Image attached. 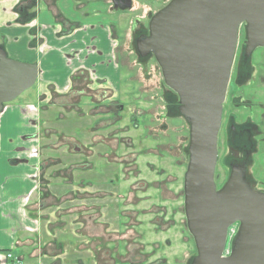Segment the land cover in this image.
<instances>
[{
  "label": "flooded vegetation",
  "instance_id": "af4514ba",
  "mask_svg": "<svg viewBox=\"0 0 264 264\" xmlns=\"http://www.w3.org/2000/svg\"><path fill=\"white\" fill-rule=\"evenodd\" d=\"M149 19L150 17L146 24L147 29ZM136 30L137 33L134 41L135 48L137 40L148 33V30L142 28H137ZM253 38L259 42L254 43L251 49H247L246 23L242 22L238 28L237 43L230 69V77L222 104L221 123L217 138V161L214 171L216 190L220 189L226 182L232 166L238 165L252 168V170L250 169L251 172L248 174H246L247 171L245 170L244 179L256 192L264 193V179L259 178L254 171L258 163H264V150L260 151V147H264V27L257 31L255 30ZM148 56H141V58L143 59ZM89 83L90 79L88 77L84 75L76 76V81H73L66 96H64L60 102H53L54 98L60 96L51 92L50 95L45 97L46 101L43 105L38 104L37 121L38 118L42 116L41 122L38 121V128H40V126L43 127L44 123L49 121L53 123L62 120L56 116V111L61 109L59 105L76 107V109H70V112L73 111L72 115L76 114V142L82 141V143H86L85 145H87V149L81 148L77 144L73 145V150L76 152V161L61 160L63 157L62 152L57 153V155L53 154L54 156H47L49 151L54 153V150H49L48 148L51 139L53 140L56 137L54 133L49 134L43 129V131L40 132V136L37 138L34 136L35 134H33V136H23L24 140L36 138L38 143L40 142L38 145L40 147L38 149V155L41 159L42 174V179H40L42 180L41 208L47 210L56 202L54 191L59 185L68 188L71 191L68 195L72 196L71 198L61 199L58 201L60 204L73 202V200H76V193H79L84 186H91V190H88V192L84 190L85 193L79 194V196H88V199L91 201L90 204L87 205L88 209L91 211L89 214L91 226L88 236L82 235L80 231L77 233V229L75 230V228L72 229L65 225L67 222H65L64 216L70 217L72 214L76 215L75 210L68 209L64 210L66 212L62 211L59 215H56L62 222H56V220L54 222L55 224L49 222V229L46 230L47 232L45 235L47 237L49 236L50 240H56V238H58L57 236H64L61 237L63 239L69 238L72 234L76 238L81 237V239H89L93 249L92 254L94 256H92V258L94 262L100 261L95 254H98L99 251L104 248V254L109 256L110 261L113 262V264H118L121 259V254H125L126 244L129 242L126 243V238H122V236L113 239L112 234L107 233V242L104 243L103 231H106V229H110L111 232L114 233L120 231L116 234L122 235L124 229L129 228L131 232H129L126 237H128L132 243L130 252H132V250L136 252V254L133 255V260L138 264H162L164 263L163 259L156 257V261L153 260L154 262L151 261V263L147 258L148 256L143 258L141 253L145 252L146 255H155L159 251L160 245L162 246L163 242H154V235H156V233H158L157 235L161 232L166 234L164 244L169 247L172 244L170 238L172 230L169 231V229L174 228V231H178L179 234V237H177L178 243L184 245V248L188 247L192 253L194 247L196 253V245L193 236L187 227L184 205V173L188 163L187 146L189 142V125L186 123L188 127V139L187 145L183 148V152L185 156H187V163L183 171L181 170V177H176L181 183V190L179 191L178 198L182 200L180 204L184 214V221L180 220L177 226L176 218H173V214H169L167 217L168 225H166V221L162 222L159 216L153 217L154 225H152V222L144 217L145 211L144 208H141L140 203H143V201L152 202L153 200L151 198H161L162 194L160 193L158 181L161 177H175L176 175L173 176L169 174V172L173 174H175V172L163 169V167H160L157 163L154 164L148 161L146 164L149 166L148 173L154 177V181L147 180L143 176L128 181V174L134 177L136 175L135 173L139 170L138 163L136 162L138 155L146 154V152L140 151V153L132 150L123 154V145L119 142L117 143V149L111 150V145L108 144L107 146L104 139L101 141V135L98 133V135H96L97 131L104 132V138L108 135H112L113 129L117 128L122 123L125 106L123 103L119 102L115 96H110L111 94L106 93L104 90L99 92V99L94 98L90 90L91 87L88 85ZM84 106L87 108H84ZM172 106H174V103L170 104L169 109H171ZM89 109L93 111L92 114ZM80 115L88 120V124L82 123ZM114 124L116 126H114ZM152 128H154V126H152ZM84 135H88V137L85 140H81L79 137ZM90 135L93 136V139L89 137ZM150 136H153V138H150ZM150 136L149 138L155 141L156 144L159 136L153 133H151ZM223 141L225 142V153L222 154L220 144L223 145ZM65 142L66 144L72 143L71 140ZM16 149L19 150L18 146ZM158 154L159 152L157 150L155 155L158 156ZM147 155H149V153H147ZM80 158L81 160H79ZM12 161H15V159ZM224 162L228 165V170L222 180L220 168ZM70 163L72 165L71 168H69ZM66 164H68V166L65 167ZM72 171H77L78 173L76 174H78V177L75 176ZM150 189L152 190V194L146 197H139V193L146 192ZM43 201L45 202L43 203ZM79 212L80 209L77 210V213ZM51 216L52 218H50V220H53L54 218L51 213H49L46 218L48 219ZM109 218H112V220L108 223L107 221ZM48 221L49 220L45 221L46 227ZM163 223H165V227L161 228L160 226L163 225ZM76 225H80V223L77 222L73 226L76 227ZM233 225H235L236 233L239 227L238 221L231 224L228 227V231ZM147 233L149 236H153V238H147L145 241V234ZM232 235H234V233ZM133 240L135 241L133 242ZM226 243L224 251L226 250V255H228L231 252L232 245L229 243L226 249ZM53 246L58 248L55 244H53ZM193 255L190 256L189 264H191Z\"/></svg>",
  "mask_w": 264,
  "mask_h": 264
},
{
  "label": "water",
  "instance_id": "95a60500",
  "mask_svg": "<svg viewBox=\"0 0 264 264\" xmlns=\"http://www.w3.org/2000/svg\"><path fill=\"white\" fill-rule=\"evenodd\" d=\"M129 9L131 0H112ZM245 22L247 49L264 27V0H169L149 19L137 40L141 56L152 55L165 85L178 96V112L189 125L184 205L196 245L191 264H264V193L234 165L216 190L217 138L239 25ZM261 43V42H260ZM38 66L7 56L0 46V112L32 87ZM239 222L231 252L224 254L228 227Z\"/></svg>",
  "mask_w": 264,
  "mask_h": 264
},
{
  "label": "rangeland",
  "instance_id": "374dc122",
  "mask_svg": "<svg viewBox=\"0 0 264 264\" xmlns=\"http://www.w3.org/2000/svg\"><path fill=\"white\" fill-rule=\"evenodd\" d=\"M168 1L169 0H137V6L135 5V8L131 11H120L119 14H123L120 18L121 25L126 26V31L121 34L122 41L120 42L125 52L122 65L127 66V69L123 68L122 72L119 73V82L117 87H110L104 82H93V80H90L88 85L91 87L90 90L94 98L99 99V92L104 90L106 93H110V96H115L119 102L123 103L125 106V111L123 112V118L121 121L122 123L117 128L113 129V136L108 135L104 138V132H96V135H101V141L104 139L107 146L110 144L111 150L117 149V143H121V145H123V154L132 150L137 152H146V154L138 155L136 162L138 163L139 170L135 173L136 175L134 177H131L128 174V181H132L140 176H143L147 180L154 181V177L148 173L149 166L146 165L148 161L154 164L157 163L160 167H163V169L175 172V174L169 172V174H172L173 176L176 175L175 177H161L158 181L160 185V193L162 194L161 198H151L153 200L152 202L143 201V203H140V206L141 208H144V217L149 219V221L152 222V225H154L153 217L159 216L162 222H167L169 214H173V218H176V224L178 226V222L180 220L184 221V214L180 204L182 200L181 198H178L179 191L181 190V183L176 177H181V170L183 171L187 163V156H185L183 148L187 145L188 123L178 112V96L174 91L165 85L160 67L154 57L149 55L148 57L142 59L134 44L137 33L136 29L142 28L147 30L146 24L148 18ZM89 5H94L95 9H98L102 12V14H105V10L101 8V3L97 0L89 3ZM114 8L118 9L115 6ZM130 9L131 8H129V10ZM131 19L134 20V23L130 28H127V23H130ZM34 90L35 84L12 101L13 104L18 105L19 103L25 102L37 103L34 98H29ZM66 94L67 93L58 98H54L53 102H60ZM173 103L174 106L169 109L170 104ZM59 106L61 109L56 111V116L62 120L53 123L49 121L44 123L43 127L40 126V128H38L39 122L42 120V116H40L38 118L39 122L37 121L35 124L36 126L32 127V130H35L34 136L36 138L40 136V132H42L43 129H45L49 134H56L55 139H53L54 141L51 139L48 147L49 150H54V153L49 151L47 156H54L57 155V153L62 152L63 157L61 160L76 161V152L73 150V145L77 144L81 148L87 149V145H85L86 143H82V141L76 142V114L72 115L73 111L70 112L71 108L76 109V107ZM84 108L87 107L84 106ZM89 110L92 114L93 111L91 109ZM84 118L85 117L81 116L80 120L82 123L88 124V120ZM114 126L116 125L114 124ZM152 126H154V128H152ZM151 133L159 136L156 144L155 141L150 139L153 138V136H150ZM87 137L88 135H84L79 138L81 140H85ZM89 137L93 139L92 135ZM36 138L32 140L27 139L26 141L18 144L19 150H23L22 154H25L26 156V161L24 163H27V166L31 167L33 170L32 187L28 189L24 188V191L10 192L12 195L3 197L2 200L0 199V206L3 208L2 210L4 211V207H6L7 203H9V214H14L17 217L13 218V222L11 221V224L2 222L1 225L5 226V228H7L6 231L8 232H2L1 240L7 241V239L10 238L9 233H12V231L17 227L22 228L21 230L15 232V237L18 232L20 233V237L18 238L20 241L16 239L13 246V248L16 247V251L14 250L13 253L11 250V253L9 250L7 251V249L0 250V264H41L42 262H47L46 264H105L104 262L113 264V262L110 261L109 256L104 254V248L101 249L98 254H95L98 256L100 261L94 262L92 258L94 255L92 254L93 249L91 247V242L86 238H76L72 234L69 237V241L65 245V248L60 250L54 247L53 244L51 245L46 242V239H49V236L47 238L45 235L47 232L46 230L49 229V222L52 224H55V220L56 222H62V220L57 218L58 216L56 215H59L62 211L66 212L64 210L67 209L73 211L75 210L76 215L78 216L75 214H72L70 217L64 216V219L66 220L65 222H67L65 225L72 229H77V233L80 231L82 235L88 236L91 226V220L89 218L91 211L88 209L87 205H89L91 201L88 199V196H79V194L85 193L84 190H87L88 192V190H91V186H84L79 193H76V200H73V202L60 204L58 201L65 198H71L72 196L68 195L71 192L68 188L59 185L54 191L56 202L53 203L47 210L41 208L42 180L40 179H42V174L41 159L38 155V149L40 148L38 145L40 142L38 143ZM67 140H71L72 143L66 144L65 141ZM157 150L159 152L158 156L155 155ZM220 150L222 154L225 153L224 141L223 145L220 144ZM263 150L264 147H260V151ZM147 153H149V155H147ZM79 160H81V158ZM66 166H68V164H66L65 167ZM71 167L72 165L70 163L69 168ZM250 169L252 170L251 167L248 168L245 166V170L247 171L246 174L251 172ZM227 170L228 165L224 162L220 168L222 180ZM254 171L259 178L264 179V163H258L254 168ZM72 172H74L75 176L78 177V174H76L78 173L77 171ZM151 192L152 190L150 189L146 192L139 193V197H146L152 194ZM44 202L45 201H43V203ZM101 202L103 203L104 201ZM78 209H80L79 213H77ZM49 213L53 215V220H50L52 216L48 219L46 218ZM75 219L76 223H80V225H76V227L73 226L76 224ZM46 220H49L47 227L45 226ZM110 220H112V218H109L107 222L109 223ZM1 221H3V219ZM168 224L169 223L167 222L166 225ZM160 227L164 228L165 223H163ZM170 230H172L170 236L172 244L169 247L164 244L166 234L161 232L159 235H157L158 233L154 235L151 232L155 237L154 242H163V245H160L159 251L155 255H146L144 252L141 253V256L143 258L148 256L147 258L149 259V262L156 261L155 258L157 257L163 259L164 263L162 264H189L190 256L193 254L196 255L194 247L193 253L192 251L190 252L188 247L184 248V245H180L178 243V231H174V228L169 229V231ZM119 232L120 231L116 233ZM129 232H131V229L129 228L124 229V233L122 235H117L116 233L111 232L110 229L103 231L104 243L107 242V233L112 234L113 239L122 236V238H126V243L129 242L126 244V249L124 251L125 254H121V259L118 264H138L133 260V255L136 254V252L133 250L130 252L132 243L130 242L131 240L126 237ZM233 233L234 235H232ZM236 235L237 232L235 233V225H233L228 231L226 249L229 246V243L233 246ZM57 237L61 239V237L64 236ZM145 238L146 241L147 238L152 239L153 236H149L147 233L145 234ZM134 241L135 240H133V242ZM224 254L226 255V250L224 251Z\"/></svg>",
  "mask_w": 264,
  "mask_h": 264
},
{
  "label": "crops",
  "instance_id": "0c3cea01",
  "mask_svg": "<svg viewBox=\"0 0 264 264\" xmlns=\"http://www.w3.org/2000/svg\"><path fill=\"white\" fill-rule=\"evenodd\" d=\"M94 1L0 0V45L8 57L38 66L35 90L32 95L29 94V98H34L37 103L15 105L10 102L0 112L1 200L12 195L10 192L32 187L33 170L24 163L26 156L16 147L26 141L22 139L24 135L33 136L35 130L32 127L36 126L38 108L45 103V97L51 92L59 96L67 93L73 81H76V76L83 75L95 80L93 82L117 87L119 73L123 68L127 69V66L122 65L125 52L120 44L126 26L121 25L123 14L119 13L131 11L137 6V0H131L130 10L115 9L112 0H97L105 14L95 9L94 5H89ZM26 2H31L33 8L29 11L34 12V17L22 23L18 20L19 13L15 8ZM133 23L131 19L127 28ZM8 208L9 203L4 211L0 206V250H12L14 253L15 240L20 237L19 232L15 237V232L22 228L17 227L9 233L7 241L1 240L2 232H8L1 225L2 222L11 224L13 218H17L9 214Z\"/></svg>",
  "mask_w": 264,
  "mask_h": 264
},
{
  "label": "trees",
  "instance_id": "16d2710c",
  "mask_svg": "<svg viewBox=\"0 0 264 264\" xmlns=\"http://www.w3.org/2000/svg\"><path fill=\"white\" fill-rule=\"evenodd\" d=\"M25 5H27V6H25ZM17 7L18 8H15V9H17V11L19 13L18 20L20 22H22V23L29 22L34 17V12L29 11V9L31 10L33 8V6H31V2L30 3L29 2H26L25 4L19 5ZM47 240H48L47 242L49 244H51V245L52 244H55V246H57L58 248L63 249V248H65V245L68 243L69 238H65V239H63V238H61V239L56 238V240H50V238H49Z\"/></svg>",
  "mask_w": 264,
  "mask_h": 264
}]
</instances>
